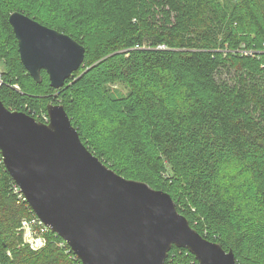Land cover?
Returning <instances> with one entry per match:
<instances>
[{"label":"trees","instance_id":"obj_1","mask_svg":"<svg viewBox=\"0 0 264 264\" xmlns=\"http://www.w3.org/2000/svg\"><path fill=\"white\" fill-rule=\"evenodd\" d=\"M13 11L85 46L60 88L25 68ZM0 75L7 108L42 121L62 105L110 168L168 192L237 264H264V0H0ZM16 187L0 152V264H83ZM165 264L200 263L173 246Z\"/></svg>","mask_w":264,"mask_h":264},{"label":"water","instance_id":"obj_2","mask_svg":"<svg viewBox=\"0 0 264 264\" xmlns=\"http://www.w3.org/2000/svg\"><path fill=\"white\" fill-rule=\"evenodd\" d=\"M9 21L37 82L45 70L60 88L83 64L86 48L70 35L20 11ZM47 111L46 123L0 99V152L37 217L83 264H165L173 246L200 264H237L233 250L190 225L168 192L125 178L93 154L62 105Z\"/></svg>","mask_w":264,"mask_h":264},{"label":"built area","instance_id":"obj_3","mask_svg":"<svg viewBox=\"0 0 264 264\" xmlns=\"http://www.w3.org/2000/svg\"><path fill=\"white\" fill-rule=\"evenodd\" d=\"M1 83H2V81H1V75H0V84ZM37 117L41 118L43 122H46V123L49 122V114L45 115L44 112H41V113H39V116L37 115ZM16 190H17V192H20V195L23 196V198L25 199V197H24L20 187L18 186V184H17ZM40 223L42 224L44 230H45V228L49 229L48 227H46L42 223L41 220H40ZM24 225L26 227H28V233H27V235H25V240L27 242H30L32 244V246L35 247V248H40L41 246H43L44 243H45V240H44V237L42 236V234H40L39 237H35L31 232H29L30 231V229H29L30 228V223L25 221Z\"/></svg>","mask_w":264,"mask_h":264}]
</instances>
